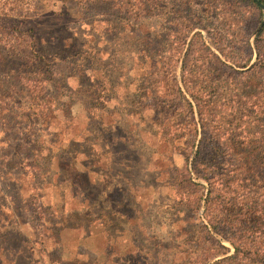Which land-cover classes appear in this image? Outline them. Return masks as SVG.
I'll use <instances>...</instances> for the list:
<instances>
[{
    "label": "rangeland",
    "instance_id": "374dc122",
    "mask_svg": "<svg viewBox=\"0 0 264 264\" xmlns=\"http://www.w3.org/2000/svg\"><path fill=\"white\" fill-rule=\"evenodd\" d=\"M262 20L243 0H0V264L101 263L104 237L107 254L113 244L126 253L115 264L231 254L200 226L206 183L190 173L200 128H188L190 115L165 91L168 77L181 85L183 68L195 72L183 77L232 132L223 143H242L255 159L264 119L245 99L239 67L248 43L256 61ZM236 105L246 112L230 114ZM66 224L76 232L57 243L48 229L58 235Z\"/></svg>",
    "mask_w": 264,
    "mask_h": 264
},
{
    "label": "trees",
    "instance_id": "16d2710c",
    "mask_svg": "<svg viewBox=\"0 0 264 264\" xmlns=\"http://www.w3.org/2000/svg\"><path fill=\"white\" fill-rule=\"evenodd\" d=\"M257 1L264 5V0ZM243 2L252 4L259 10L255 0H243ZM263 35L264 25L254 39L257 50L256 61L251 65L249 64L253 58V50L248 43L247 54L249 55V59L247 64L239 67L243 68L239 71L242 72L239 80L244 81L242 86L247 91H244L243 94L246 93L245 99L248 100V104H250L254 112H259L264 119V42L261 46L258 44ZM205 48L209 50V47ZM214 58L221 66L223 65L217 57ZM223 67L225 68V66ZM186 73L188 78L195 72L191 70L186 71L183 68V75L180 78L181 85H179V81L175 75L174 77L172 76V79L168 77L170 83L167 85L165 94L172 99L174 106H178L179 110L182 108L186 114L190 115L191 119L189 118V122L187 123L188 128H200L197 149L194 152L193 160L190 162V173L197 174L206 183V186H201L206 194L203 221L200 223V226L210 239L215 241V238L218 237L220 240L228 242L233 250L228 255L229 249L220 247L221 250L218 254H214V259L220 258L212 262L209 259L206 264H264V230L261 227L264 222V194L259 195L258 193L260 189H264V137L255 139L254 142L252 141V152H257V155L254 157L255 159H249L246 150L240 149L242 143L233 142L229 147L226 146L227 142L223 143V140H229L231 137H234L232 136L233 134L231 135L232 132L225 134L223 127H220L211 119L213 117V113H210L211 109L206 110L208 104H205V101L199 97V92L203 88L196 89L194 85L190 84V81L184 79L183 76ZM239 95L241 94L234 95L237 99L236 102H240V99L237 98ZM227 110H230V114H234L235 116L246 112L242 105L227 107ZM51 120L52 118L50 117L46 119L49 126H51ZM259 122V119H254L253 125L259 128ZM261 126H264V124ZM62 128L57 129V131L55 129L54 135L58 136L62 134L64 131ZM249 145L246 146L249 147ZM191 154L192 152L189 156ZM189 156H187V162L189 161ZM210 158L216 159L218 166L222 163L221 169L215 170V172L207 171L208 167L201 169L200 166L202 164L207 166ZM228 166H232V168ZM231 172L232 174L234 173L235 177L227 181L226 176L231 175ZM198 210L199 202L196 205V211ZM69 217H72V215H69ZM45 224V226L48 225L47 220ZM51 225L54 226L53 224ZM52 226L48 230L52 232L56 242L60 239L61 233L76 232L73 231L76 230L74 226L66 224L62 226L57 235L56 230ZM104 234L102 232L100 236L102 237ZM109 241L110 239L104 237L105 250L102 252L103 261L95 264H115L113 262L114 258H111L112 256L115 255L117 257L119 256L118 254H126L117 253L120 252V247H115L114 244L111 246H113L115 252L107 254L106 249L109 247L107 248L106 246H110L108 244L111 243ZM51 250L53 251V249ZM77 254L81 256L79 253ZM47 255L50 258L49 253ZM50 263L59 264V261L51 260Z\"/></svg>",
    "mask_w": 264,
    "mask_h": 264
},
{
    "label": "water",
    "instance_id": "95a60500",
    "mask_svg": "<svg viewBox=\"0 0 264 264\" xmlns=\"http://www.w3.org/2000/svg\"><path fill=\"white\" fill-rule=\"evenodd\" d=\"M255 2H257V4L259 5V7L261 8L262 13H263V20H262V22H261V24L259 26V29H260L263 26V24H264V6L260 2H258L257 0H255Z\"/></svg>",
    "mask_w": 264,
    "mask_h": 264
}]
</instances>
